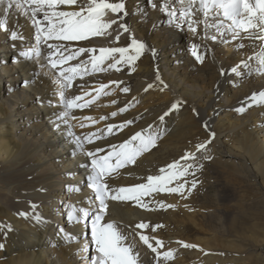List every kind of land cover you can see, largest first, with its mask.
Masks as SVG:
<instances>
[{
	"label": "bare ground",
	"instance_id": "1",
	"mask_svg": "<svg viewBox=\"0 0 264 264\" xmlns=\"http://www.w3.org/2000/svg\"><path fill=\"white\" fill-rule=\"evenodd\" d=\"M125 2L129 15L122 17L123 22L130 25L137 39L157 49L158 57L153 58L146 52L134 65L135 71H132L133 66L121 64L117 66L119 71L92 72L89 65V73L77 77L73 87L66 90L68 98L88 93L84 99L92 101L86 108L72 110L67 118L70 128L62 124L57 130L52 123L63 105L59 102V85L55 82L58 71L47 66L44 59L48 56L47 45H40V59H26L20 55L35 46L30 16L13 10L8 16L9 31L0 29V243L5 245L0 249V264H79L78 257L95 254L88 226L69 222L66 216L70 206L88 207V200L94 199L93 191L87 187L91 157L79 151L73 155L74 144L67 136L69 130L81 138L103 130L100 139L94 138L92 144H85V152L95 151L97 147L103 149L98 155H106L111 150L110 145L123 143L137 131L143 130L145 135L160 132L155 146L137 157L135 165L122 169L117 181L106 178L115 189L146 182L148 175L159 174L160 168L180 160L185 152H195V145L209 138V129L215 132V138L207 151L196 152V160L188 161L203 164V168H194V176L190 173L181 178L180 182L189 181L183 196L154 193L144 198L150 205L148 209L135 201L109 198L103 222L117 221L118 212L124 215L120 223L135 234L153 264H264V248L258 249L257 261L246 255L259 248L252 244V237L256 241L260 237L264 239V209L255 207L241 221L227 223L224 232H216L211 217L219 215L227 220L229 216L220 207L225 198L219 195L215 202L207 196L206 185L208 174L224 175L231 182H239L246 176L250 185L257 184L264 195V103H253L251 99L253 93L264 91V73L257 70L262 52L260 41L246 37L233 41L230 34L225 37L229 40L227 44L220 39H204L202 24L198 26V35H194L186 23L181 28L169 24L167 14L159 10V0H156L155 9L152 8L153 0ZM61 10L78 9L61 6ZM0 18H3L2 8ZM199 18L203 20L202 14ZM103 19L115 20L117 15L109 11ZM224 23L227 25L230 21ZM11 30L21 33L23 39L13 41ZM109 31L111 36L59 43L70 48L95 47L99 54L101 47H124L130 42L129 34L118 29V25H113ZM117 31L121 33L118 43L115 40ZM209 31L215 34V29ZM193 43L207 52L203 63L191 55ZM238 43L245 47L238 49ZM91 55H83L81 59L87 61ZM242 60L248 61L249 67H244L240 63ZM75 62L78 61L69 62L65 67ZM237 65L240 70L234 74L230 69ZM222 67L225 75L220 74ZM157 70L168 85L164 91H160L161 86L155 82ZM111 81L122 83L112 84ZM102 83L108 85L105 91L109 95L96 96ZM149 83L154 87L145 91ZM123 87L130 91L124 93ZM178 97L186 103L164 122L159 121V115ZM113 100L116 103H111ZM107 102L113 106H105L110 110L106 116L112 117L114 111L118 115L104 120L106 112L101 106ZM125 106L127 111L120 113L119 108ZM240 107L246 110L237 112ZM90 116L103 122H93L95 127L79 132L75 128L79 124L74 121ZM125 120L134 122L107 133V124L119 125ZM149 125L152 126L150 131ZM205 155L212 159H203ZM82 164L88 165V169L81 167ZM194 178L199 183L189 193L187 188ZM175 184L174 181L171 186ZM161 200L175 207L161 209L158 205ZM21 212L28 213L29 218L18 214ZM34 213L48 222L36 223L31 218ZM139 223H147L150 227L137 229L135 226ZM157 224L163 227L153 232L151 229ZM61 226L75 238L67 239L59 233ZM141 234L162 239L165 243L162 250H175L173 259L158 262L155 254L140 240ZM178 240L199 248H184L176 243ZM85 243L89 244V251L81 254L79 251ZM83 261L81 264H89L84 258ZM138 264H142L139 259Z\"/></svg>",
	"mask_w": 264,
	"mask_h": 264
},
{
	"label": "snow or ice",
	"instance_id": "2",
	"mask_svg": "<svg viewBox=\"0 0 264 264\" xmlns=\"http://www.w3.org/2000/svg\"><path fill=\"white\" fill-rule=\"evenodd\" d=\"M178 5L179 7H177ZM198 5V7H196ZM61 6H74L78 10H61ZM156 0L152 2V8H157ZM0 8L3 9V18H0V29L9 31L8 16L13 10L17 13H23L25 16H30L31 24L34 27L35 46L22 51L20 53L26 59H40L42 57L41 44H46L48 56L44 59L47 61V66L58 71L56 84L59 85L57 94L60 98V103L63 105V110L56 114V118L52 123L57 130L61 129V125H68V117L71 116L73 109H83L90 105L91 100H85L83 96L77 95L73 98H68L66 90L73 87V81L77 77H82L89 73V65L92 72H103L108 69H120L118 65L124 64L133 66L132 71H135L134 65L146 53L150 52L153 58L158 57V50L149 46L145 41L136 38L129 24L123 22L122 17L129 15L125 0H0ZM159 10L165 12L169 17V24L176 28H181L185 23L188 29L198 35V26L202 24L204 31V39L217 41L220 39L223 43H229L225 37L230 34L231 40H242L245 37L248 39L259 40L261 43L262 52L260 54L259 65L257 69L264 73V0H159ZM117 15L115 20L103 19L107 12ZM202 14L203 20H200ZM222 17L223 19H219ZM230 21L225 25L224 21ZM113 25H118L124 33L129 34L130 42L124 47H101L97 53L95 47H78L70 48L67 44L59 42H80L90 41L94 37L111 36ZM210 29H215V34L210 33ZM115 31V29H113ZM244 34V35H242ZM121 33L117 31L115 40L118 43ZM10 38L15 41L23 39L21 33L16 30H11ZM54 41L53 43H48ZM245 45L238 43L237 48L242 49ZM206 48V46H205ZM191 55L199 63H203L206 59L207 52L201 45L193 43L191 45ZM91 53L87 61L81 59L83 55ZM118 54V58H117ZM252 57H249L251 60ZM78 61L75 63L69 62ZM244 67H249L248 61H241ZM106 67H102L105 65ZM45 65H41L44 67ZM239 65L231 67L232 73L239 72ZM220 74L225 75V69H220ZM47 75V73H45ZM155 82L160 85V91L168 88V85L161 78L158 70L155 76ZM27 83V82H26ZM112 84L122 82L111 81ZM153 83H149L145 91L152 89ZM108 88L107 84H100L96 96L101 93L107 96L109 93L105 91ZM218 90V89H217ZM124 93H128L130 89L123 87ZM93 97L92 99H95ZM253 103H264V91L253 93ZM112 103H116L115 100ZM186 103L181 98H177L170 107L159 115L158 120L164 122L174 111L179 110L181 105ZM251 105H249L250 107ZM237 112L243 113L246 109L240 107ZM120 113L127 111V106L121 107L118 110ZM196 112V109L193 108ZM199 115L198 113H196ZM113 117L117 116V112H112ZM74 118V117H73ZM91 119V117H85ZM104 119V117H102ZM95 123V121H93ZM133 120H125L121 124L116 125L109 123L106 125L107 133L111 134L114 129H123L127 125H131ZM208 128V123L204 125ZM81 127H84L82 124ZM152 126L149 125V131ZM103 130L90 132L83 138L77 136L74 132L68 131L67 136L71 143L74 144L73 155L77 151L83 153L86 157H91V168L87 175L88 185L94 193V199L88 200V207L70 206L71 210L67 211L66 216L69 222L77 224L83 223L85 226H90L91 244L95 246V254L82 257L89 261V264H138V253L134 251L133 246L125 243L126 237L119 231L114 222H103L105 210L107 208L106 201L112 200L135 201L142 208H150L148 203L144 202V198L154 193H177L184 195L188 180L180 182L181 178L187 177L190 173L194 176V168H203V164L188 163L189 160H196V152L207 151L208 145L215 138V132L209 129V138L195 145V152L187 151L180 160L169 163L166 167L159 169V174L148 175L146 182L137 183L131 186H121L113 189L108 183V179L125 168L127 165H135L137 157L142 153L151 150L160 132L145 135L144 131L135 132L129 139L124 140L119 145H110L111 150L106 155H98L103 149L97 147L95 151H86L85 144H92L95 139L101 138ZM205 160L212 159L211 156L205 155ZM183 161L184 163H181ZM81 167L88 169V165L82 164ZM71 175V173H69ZM175 186H171L173 182ZM199 181L192 179L190 187L187 191L190 193L197 187ZM72 187L73 190L79 191V188ZM44 191V189H41ZM98 202V205H97ZM95 205V207H93ZM159 208H173L175 205L165 204L164 201H158ZM33 208L36 205H32ZM19 215L29 218L28 213L21 212ZM36 223H47V219L38 214H33L31 217ZM137 229H148L147 223H139L135 226ZM163 227L155 225L151 230ZM59 233H63L67 239H74L71 234L67 233L65 228L61 226ZM140 240L155 254L157 261H170L174 257V249L162 250L165 248V243L162 239L146 234L140 235ZM177 244L184 248H199L196 244L187 243L183 240L176 241ZM4 244L0 243V249L4 248ZM202 250V249H201ZM81 252L89 251V244L85 243Z\"/></svg>",
	"mask_w": 264,
	"mask_h": 264
},
{
	"label": "rangeland",
	"instance_id": "3",
	"mask_svg": "<svg viewBox=\"0 0 264 264\" xmlns=\"http://www.w3.org/2000/svg\"><path fill=\"white\" fill-rule=\"evenodd\" d=\"M54 94L51 95L53 97ZM112 103V102H111ZM107 102L105 105L101 106L103 108V112H106V114L103 115L104 120L113 118V116H106L108 113H110V110H108L105 106L109 105L108 107H112L113 104ZM94 115V114H93ZM91 119H84V120H75L74 124H79L78 127H75L79 132L88 131L91 128L95 127L93 124V121L96 123H100L103 121H100V119H97L95 116H90ZM99 117V115H98ZM92 123V125H90ZM84 125V127H81V125ZM117 145V144H116ZM103 152V151H102ZM128 166V165H127ZM139 168V167H138ZM124 169V168H123ZM121 170H118L117 173L113 174L111 176V180L117 181L121 176ZM244 174V173H243ZM243 179L239 182H231L229 181L224 175L220 174H208L206 177V185H207V196L209 195L214 199L215 202H217V197L220 195L221 197L225 198L223 201V205L220 206L223 209V212H225L229 217L227 220H224L222 216L215 215L211 217V220L213 222V230L216 232H224L225 225L227 223H230L234 220L241 221L242 218H244L246 215H249L251 212L255 210V207H259L261 209H264V195L262 194L260 187L257 184L250 185V182H248V178L246 176L242 177ZM186 190V188H185ZM206 193V192H205ZM258 201H261L259 203ZM122 217L124 215L120 214V212L117 213L116 220L112 219L108 222H114L119 231L126 237L125 243L128 245L133 246L134 251L138 253V259L141 261L142 264H153L151 261V257L147 252L144 251V247L141 245V243L136 239L135 234L129 230V228L125 227L122 223H120L122 220H124ZM252 244L256 245L257 249H254V252H250L249 254H246L247 257L251 260L257 261V251L258 249L264 248V239L259 238L257 241L254 237H252ZM240 245L246 246V244L243 245V243H240ZM81 254L83 252L79 251ZM77 262L81 264L83 261L82 257H78Z\"/></svg>",
	"mask_w": 264,
	"mask_h": 264
}]
</instances>
